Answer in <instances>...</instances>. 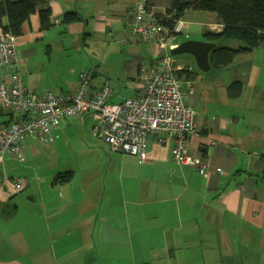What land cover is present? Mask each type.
<instances>
[{
	"label": "crops",
	"instance_id": "obj_1",
	"mask_svg": "<svg viewBox=\"0 0 264 264\" xmlns=\"http://www.w3.org/2000/svg\"><path fill=\"white\" fill-rule=\"evenodd\" d=\"M134 2L47 0L39 4L24 23L17 46L26 95L47 91L54 82L48 80L49 74L61 86L58 91H74L82 71L93 72L94 89L108 82L112 102L137 95L143 89V70L156 69L161 55L172 53L161 44L155 46V41L133 37L129 17ZM172 2L150 0L156 13H164ZM47 6L52 9L51 21L61 20L47 29H55V34L42 28L39 10ZM68 12H77V16L72 14V21H65ZM192 13L187 11L185 16L210 18L220 24L213 12ZM210 23L208 19L203 23L207 30ZM63 25L66 31L62 33ZM73 30L82 36L89 52L84 69L77 72L71 67L70 77L67 68L73 54L66 50L73 41L66 33ZM118 43L124 53L118 52ZM112 55L118 56V66L106 64ZM111 76L127 85V95L118 97ZM195 78L194 72L182 76L181 86L196 111L197 133L190 137L189 149L208 161V175L198 167L178 164L172 155L173 142L160 144L150 136L147 159L140 162L133 155L108 150L101 138L89 143L87 130L97 123L95 115L66 117L53 130V142L27 138L23 159L8 151L0 158V264H62L65 255L71 257L81 249L83 256L76 264H94L98 246L110 251L100 256L98 264H264V86H242L235 98L224 90L218 97L211 96L210 86H189L191 80L196 83ZM259 93L261 100L254 97ZM20 117L4 111L0 118L8 124ZM77 125L84 134L65 155L79 150L84 142L77 158L89 154L91 165L100 162L99 170L104 172L102 181L90 185L88 197L82 193L87 185L79 178L80 193L75 196V169L57 159L60 139H72L70 131ZM67 172H73L70 181L56 180ZM5 176L22 177L26 185L17 191L10 181H4ZM68 202L83 209L78 214L96 210L106 229L100 243L74 238L77 231L81 235L95 232L67 220L70 215L72 220L76 217L66 206Z\"/></svg>",
	"mask_w": 264,
	"mask_h": 264
},
{
	"label": "built area",
	"instance_id": "obj_2",
	"mask_svg": "<svg viewBox=\"0 0 264 264\" xmlns=\"http://www.w3.org/2000/svg\"><path fill=\"white\" fill-rule=\"evenodd\" d=\"M60 18L53 20L59 24ZM5 18L0 17V117L1 111L20 114V118L5 124L0 118V158L5 152L24 158V141L34 138L43 144L54 141L53 130L66 117L83 113L96 116L93 127L95 136L103 139L114 151H121L147 159V143L150 136L168 145L173 142L172 155L178 164L198 167L208 175V161L193 155L189 139L197 133L196 111L187 103L182 89V76L191 67L178 63L173 55H161L156 69H144L141 73L143 89L122 102H112L111 86L104 84L93 88V74L82 71L80 84L74 91L61 92L53 89L40 94L26 95L19 71L17 46L19 36L5 28ZM129 26L133 37L140 41H155L165 48L177 46L180 35L185 34L187 22L179 19L168 27L162 22L150 0H135ZM213 31L222 25L210 23ZM182 73V75H180ZM191 86L192 82H188ZM223 172L222 168H217ZM17 191L26 185L22 177L5 176Z\"/></svg>",
	"mask_w": 264,
	"mask_h": 264
},
{
	"label": "rangeland",
	"instance_id": "obj_3",
	"mask_svg": "<svg viewBox=\"0 0 264 264\" xmlns=\"http://www.w3.org/2000/svg\"><path fill=\"white\" fill-rule=\"evenodd\" d=\"M193 12V11H191ZM194 13V12H193ZM192 13V14H193ZM214 13V12H213ZM185 19L188 21V30L187 32L189 33V36L187 37L186 34L183 35L182 41L188 40V39H194V40H208L206 36L204 35L205 32L207 31V26L205 25L207 22V19L216 22V20H212L210 18H193L192 15L190 16H185ZM205 23V24H203ZM55 28H58L59 26H54ZM64 25L61 27V31H66ZM47 30V29H46ZM51 30V29H48ZM47 30V31H48ZM57 31L54 29V31H48V34H55ZM69 37V41L72 40V47L69 50L70 53L73 54V59L68 61V68H67V73L71 77V67H75L78 71H81L84 69V65L86 63L85 58L87 56V52L89 50L87 49V46L84 44V40L82 39V36H78L79 33L75 30L72 31V33H66ZM64 35V34H63ZM218 46H227V47H237L239 45V42L229 39V38H223L219 37L215 41ZM155 46H160L159 43H154ZM119 43L116 45L118 46ZM118 52H121V47L118 46ZM65 51V52H66ZM86 56V57H85ZM113 56V55H112ZM174 58L179 62L184 65L190 66L191 71L194 72L196 78V83L194 86H201L202 89L207 88V86L211 87V96H218L219 94H223L224 90L228 92L229 86L235 82L240 80L243 83V86H264V47H259L256 50L252 51L251 53H245V54H239L237 55L234 60L229 64V65H222L220 68L217 67H211L209 70H202L196 63V60L194 56L190 53H182V54H177L173 55ZM84 57V59H82ZM115 57V59H114ZM106 64L111 65L110 67H113L115 65L118 66V56L114 55L110 61H105ZM63 61L60 60L58 61V64L62 65ZM256 67L255 69L257 72L253 73V68ZM258 67V68H257ZM81 69V70H80ZM93 73V72H92ZM48 75V74H47ZM65 77V76H64ZM111 85L112 86H118L117 91L118 92V97L120 95H127V85H125L122 82H119L116 78V76H111ZM48 80L54 81L50 82L52 83L51 86H49L47 89L52 88L55 91H58L60 87L57 84H54L56 81L55 75H50L48 76ZM121 87V91L119 88ZM229 95V94H228ZM230 97V96H229ZM256 99L261 100V93L258 94V97L255 95L254 96ZM202 110V108H200ZM93 125L91 126V130L88 129L87 133L89 135V143L95 142L96 141V136L94 137L93 134ZM84 134L83 128L81 125H77L70 131V136L72 139H65L61 140V144L59 145V157L57 159L62 163L66 164L69 167L75 169L76 172V177L74 180V184L72 186V190L75 193V196L78 197L79 191V181L83 184L87 185V188L82 190V193L88 197L90 195V185H94L97 181H102L104 172L99 170V165L100 162H96L93 165L92 162L88 161L91 157L90 155H82L80 157V152L84 148V142L82 145L78 146L79 150L75 152L68 153L65 155V150L70 151V148L73 147L72 143L78 139V137H81V135ZM99 139V138H98ZM101 140V139H100ZM105 142V141H103ZM107 147L108 150L111 151L110 145L108 143ZM75 153V155H73ZM100 157L97 156L94 161H96ZM71 159V160H70ZM94 188V187H93ZM66 206L71 209L72 214L76 215V217L72 220L71 215L68 216L67 220L69 222H73L74 225L76 226H81L83 227L84 230L87 232L90 231L92 233L93 231L95 234L93 235H81L79 231L76 232L74 238H78V241L84 242V241H90L91 243L94 242L100 243L101 240L105 237L104 230L105 225L102 222L101 218L97 217L96 210L93 209V212L90 211V209L84 210L81 214H78L77 212H81L83 209L79 208L76 206L74 208L73 202H68L66 203ZM62 207V206H58ZM87 207L90 208L89 205ZM77 213V214H76ZM81 224V225H80ZM94 226H96V229H94ZM81 236H89V237H83ZM100 248V251H96V262L94 264L100 263V256L103 258L110 253V251L106 250L105 247ZM83 249L73 252L72 256L70 257L71 254L65 255V258L62 260V264H76L78 260L82 259L83 256ZM38 258H41V254H38ZM40 263L42 261L40 260Z\"/></svg>",
	"mask_w": 264,
	"mask_h": 264
},
{
	"label": "trees",
	"instance_id": "obj_4",
	"mask_svg": "<svg viewBox=\"0 0 264 264\" xmlns=\"http://www.w3.org/2000/svg\"><path fill=\"white\" fill-rule=\"evenodd\" d=\"M46 2L47 0H0V17L6 18L5 28L21 36L24 23L38 11L39 4ZM187 11L216 14L218 21L223 24V29L217 33L206 31L204 35L208 40L215 41L223 37L239 42L237 47L217 45L211 52L212 67L220 68L222 65H229L237 55L264 47V0H173L172 6L165 10L166 15L161 13L158 15L166 26L173 27L175 20L185 16ZM39 13L43 29L54 25L50 19L51 7L47 6L39 10ZM72 14L77 16V12H68L65 14V21H72ZM242 86L243 83L239 80L233 82L228 88L230 96L238 97L242 92ZM133 156L137 157L140 162L146 161H141L137 155ZM72 176L73 172L60 173L56 180L70 181Z\"/></svg>",
	"mask_w": 264,
	"mask_h": 264
},
{
	"label": "water",
	"instance_id": "obj_5",
	"mask_svg": "<svg viewBox=\"0 0 264 264\" xmlns=\"http://www.w3.org/2000/svg\"><path fill=\"white\" fill-rule=\"evenodd\" d=\"M217 47V43L208 40L188 39L171 49L172 55L190 53L194 56L197 65L204 71L212 67L210 62L211 52Z\"/></svg>",
	"mask_w": 264,
	"mask_h": 264
},
{
	"label": "clouds",
	"instance_id": "obj_6",
	"mask_svg": "<svg viewBox=\"0 0 264 264\" xmlns=\"http://www.w3.org/2000/svg\"><path fill=\"white\" fill-rule=\"evenodd\" d=\"M158 14V13H157ZM162 15H164L165 14V12L164 13H161ZM166 15V14H165ZM179 19H184L186 22H187V28H186V30H185V34H186V36L188 37V35H189V33L187 32V30H188V21L185 19V16H183V17H180V18H178V19H176L175 20V22H174V24L176 23V21L177 20H179ZM212 23H215V24H218V23H216V22H212ZM166 25V24H165ZM219 25H222V28H221V30L223 29V24H219ZM221 30H219V31H213V30H211L210 29V27L208 26V30L207 31H211V32H215V33H217V32H220ZM184 35V34H183ZM183 35H180L179 36V39H178V44H177V46L182 42V39H180V38H182L183 37ZM208 41H210V40H208ZM176 47V46H175ZM175 47H173V48H175ZM171 49L172 48H170V52H171ZM172 55V54H171ZM210 59H211V57H210ZM211 62V61H210ZM192 71H190V72H187V74L188 73H191ZM186 74V75H187ZM181 75H182V73H181ZM194 79V78H193ZM191 82H192V84H191V86H193L194 85V82L191 80Z\"/></svg>",
	"mask_w": 264,
	"mask_h": 264
}]
</instances>
